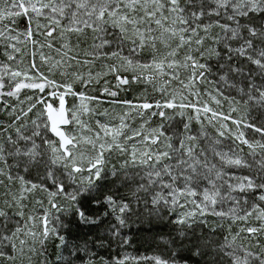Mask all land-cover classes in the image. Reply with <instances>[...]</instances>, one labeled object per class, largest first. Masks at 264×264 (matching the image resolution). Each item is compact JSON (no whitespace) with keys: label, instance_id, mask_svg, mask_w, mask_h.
<instances>
[{"label":"snow or ice","instance_id":"snow-or-ice-1","mask_svg":"<svg viewBox=\"0 0 264 264\" xmlns=\"http://www.w3.org/2000/svg\"><path fill=\"white\" fill-rule=\"evenodd\" d=\"M130 261L264 264V0H0V264Z\"/></svg>","mask_w":264,"mask_h":264},{"label":"trees","instance_id":"trees-1","mask_svg":"<svg viewBox=\"0 0 264 264\" xmlns=\"http://www.w3.org/2000/svg\"><path fill=\"white\" fill-rule=\"evenodd\" d=\"M165 230L163 228L158 229V231ZM81 231H86V229L81 230ZM133 233H135V226H133L132 229ZM147 235L146 233H135L134 237V243L132 247H127L125 249L120 250V254L123 255L125 252L131 256H136V255H151L154 250H159L156 248L155 245L151 244V241H145L143 237ZM116 249L114 248L111 252V255H116ZM102 255H106L105 252L101 253Z\"/></svg>","mask_w":264,"mask_h":264},{"label":"rangeland","instance_id":"rangeland-1","mask_svg":"<svg viewBox=\"0 0 264 264\" xmlns=\"http://www.w3.org/2000/svg\"><path fill=\"white\" fill-rule=\"evenodd\" d=\"M129 264H132V262L130 261Z\"/></svg>","mask_w":264,"mask_h":264}]
</instances>
